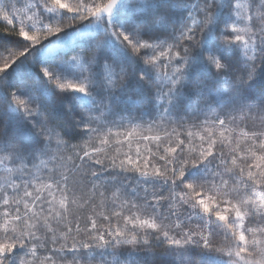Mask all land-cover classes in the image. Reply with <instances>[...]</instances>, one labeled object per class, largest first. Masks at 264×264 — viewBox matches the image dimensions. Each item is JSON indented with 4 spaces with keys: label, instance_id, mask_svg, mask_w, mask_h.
<instances>
[{
    "label": "snow or ice",
    "instance_id": "1",
    "mask_svg": "<svg viewBox=\"0 0 264 264\" xmlns=\"http://www.w3.org/2000/svg\"><path fill=\"white\" fill-rule=\"evenodd\" d=\"M0 22L26 43L0 52V264H264V4L7 0ZM87 28L73 78L40 68L58 92L9 86Z\"/></svg>",
    "mask_w": 264,
    "mask_h": 264
},
{
    "label": "trees",
    "instance_id": "2",
    "mask_svg": "<svg viewBox=\"0 0 264 264\" xmlns=\"http://www.w3.org/2000/svg\"><path fill=\"white\" fill-rule=\"evenodd\" d=\"M234 1V0H233ZM34 0H17V7L24 8L30 5ZM7 0H0V4H6ZM250 0H245V4ZM257 4H264V0H257ZM247 9H245V12ZM255 14H259V8L255 9ZM61 18L66 14H59ZM3 22H0L2 24ZM95 28L81 29L79 34H74L73 30L61 33L59 37H53L50 41H45L42 45L31 49L25 56L20 57L16 63L8 70L7 80L12 88H19L21 81L28 80L35 82L38 93L48 91L49 94L58 92L54 85H49L43 78L40 68L49 65L57 69L59 73L68 78H73L74 72L69 58L71 53H75L81 47H87L88 43L98 39ZM59 41V43H57ZM26 46V43L18 37L0 33V52H6L9 49H20ZM241 59L243 57L241 56ZM0 99H3L0 94Z\"/></svg>",
    "mask_w": 264,
    "mask_h": 264
},
{
    "label": "rangeland",
    "instance_id": "3",
    "mask_svg": "<svg viewBox=\"0 0 264 264\" xmlns=\"http://www.w3.org/2000/svg\"><path fill=\"white\" fill-rule=\"evenodd\" d=\"M237 2V0H234L233 3ZM240 3L245 4V0H239ZM74 53H71L70 55L72 56Z\"/></svg>",
    "mask_w": 264,
    "mask_h": 264
}]
</instances>
